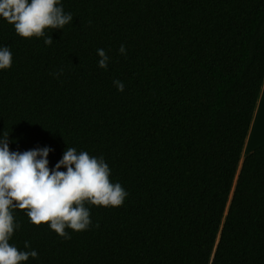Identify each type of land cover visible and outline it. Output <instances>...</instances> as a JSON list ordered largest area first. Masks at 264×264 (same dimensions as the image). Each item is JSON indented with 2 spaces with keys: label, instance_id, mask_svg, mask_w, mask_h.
I'll return each mask as SVG.
<instances>
[{
  "label": "trees",
  "instance_id": "1",
  "mask_svg": "<svg viewBox=\"0 0 264 264\" xmlns=\"http://www.w3.org/2000/svg\"><path fill=\"white\" fill-rule=\"evenodd\" d=\"M61 6L73 20L46 30L50 45L0 18L12 55L0 139L50 148V169L68 148L103 158L127 196L86 205L91 224L68 239L13 209L9 243L38 254L22 264H264V144L243 159L225 213L264 79V0Z\"/></svg>",
  "mask_w": 264,
  "mask_h": 264
},
{
  "label": "clouds",
  "instance_id": "2",
  "mask_svg": "<svg viewBox=\"0 0 264 264\" xmlns=\"http://www.w3.org/2000/svg\"><path fill=\"white\" fill-rule=\"evenodd\" d=\"M0 18L14 26L18 36L30 39L46 37V30L63 29L72 22L61 0H0ZM51 36L44 40L52 43ZM126 54L123 45L119 49ZM99 67L107 68L108 56L98 49ZM12 66L8 47H0V70ZM118 91L124 90L121 81H113ZM8 134L0 139V264H22L37 252L20 251L9 243L18 227L13 209L27 210L26 215L36 226L47 223L59 236L68 239L65 229L84 231L91 224L86 205L119 207L127 192L119 183L110 180V169L103 158L77 153L75 148L64 151L62 159L49 168L50 148L10 151ZM66 169L59 171L60 168ZM25 248L29 243L25 242Z\"/></svg>",
  "mask_w": 264,
  "mask_h": 264
},
{
  "label": "rangeland",
  "instance_id": "3",
  "mask_svg": "<svg viewBox=\"0 0 264 264\" xmlns=\"http://www.w3.org/2000/svg\"><path fill=\"white\" fill-rule=\"evenodd\" d=\"M259 107L260 108H258V112H257L259 114L258 116L256 115L254 128L252 129L250 139L247 143L248 144L247 153L253 151L254 149L264 144V96L262 98V104H260ZM237 176H238V172H236L234 182L236 181ZM233 188L234 185L232 186V190Z\"/></svg>",
  "mask_w": 264,
  "mask_h": 264
},
{
  "label": "bare ground",
  "instance_id": "4",
  "mask_svg": "<svg viewBox=\"0 0 264 264\" xmlns=\"http://www.w3.org/2000/svg\"><path fill=\"white\" fill-rule=\"evenodd\" d=\"M262 100V99H261ZM262 102V101H261ZM260 104H262V103H260ZM260 110V109H259ZM258 112V111H257ZM258 114L259 113H256L255 114V118H256V115L258 116ZM252 128H254V124H253V126L251 127V129H250V132L249 133H251L252 132ZM250 135V134H249ZM249 135H247V139H245V143H244V146H243V149H242V152H241V155H240V161H239V164H238V168H237V172H239V169H240V166H241V163H242V161H243V159L245 158V156H246V154H247V149H248V140H249V138H250V136ZM233 185H235V182H234V184ZM232 192H233V190H231V193H230V197H229V200H228V203H227V207H226V211H227V208H228V206H229V201H230V198H231V194H232ZM226 211H225V213H226ZM225 213H224V217H225ZM224 217H223V219H224ZM218 238V237H217ZM216 243H217V239H216ZM215 243V244H216ZM215 248V247H214ZM214 251V250H213ZM212 255H213V252H212Z\"/></svg>",
  "mask_w": 264,
  "mask_h": 264
},
{
  "label": "crops",
  "instance_id": "5",
  "mask_svg": "<svg viewBox=\"0 0 264 264\" xmlns=\"http://www.w3.org/2000/svg\"><path fill=\"white\" fill-rule=\"evenodd\" d=\"M263 96H264V79H263V82H262V86H261V88H260V92H259V95H258V99H257V102H256V106H255V109H254V113H253V116H252V120H251V123H250V128H249V131H248V134L247 135H249V136H251V133H249L250 132V129H251V127L253 126V124L255 123V114L257 113V111H258V108H260L259 107V105H260V103H262L261 101V99L263 98ZM253 129V128H252ZM246 139H247V137H246ZM250 139V138H249ZM249 141V140H248ZM250 152H248L247 154H249ZM246 154V155H247Z\"/></svg>",
  "mask_w": 264,
  "mask_h": 264
},
{
  "label": "water",
  "instance_id": "6",
  "mask_svg": "<svg viewBox=\"0 0 264 264\" xmlns=\"http://www.w3.org/2000/svg\"><path fill=\"white\" fill-rule=\"evenodd\" d=\"M240 169H241V166H240ZM240 169H239V171H240ZM238 175H239V172H238ZM236 181H237V178H236ZM235 184H236V182H235ZM234 187H235V185H234ZM233 191H234V189H233ZM233 193V192H232ZM231 197H232V195H231ZM230 201H231V198H230ZM230 201H229V204H230ZM226 213H227V211H226ZM226 215V214H225ZM218 240H219V236H218ZM218 240H217V243H218ZM217 243H216V245H217ZM216 245H215V248H214V251H215V249H216ZM214 251H213V255H214ZM213 255H212V257H211V260H212V258H213Z\"/></svg>",
  "mask_w": 264,
  "mask_h": 264
}]
</instances>
